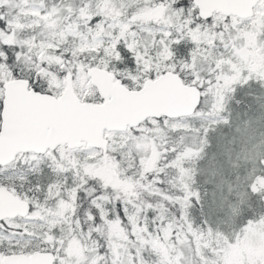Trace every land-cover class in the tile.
I'll return each instance as SVG.
<instances>
[{
    "label": "snow or ice",
    "instance_id": "obj_1",
    "mask_svg": "<svg viewBox=\"0 0 264 264\" xmlns=\"http://www.w3.org/2000/svg\"><path fill=\"white\" fill-rule=\"evenodd\" d=\"M0 264H264V0H0Z\"/></svg>",
    "mask_w": 264,
    "mask_h": 264
}]
</instances>
